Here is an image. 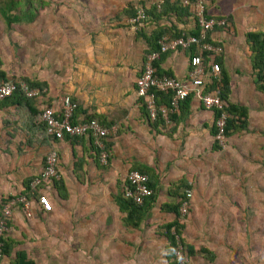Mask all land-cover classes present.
<instances>
[{
    "label": "rangeland",
    "instance_id": "374dc122",
    "mask_svg": "<svg viewBox=\"0 0 264 264\" xmlns=\"http://www.w3.org/2000/svg\"><path fill=\"white\" fill-rule=\"evenodd\" d=\"M7 1L0 0V7ZM186 1L189 5L183 4L184 0H177L176 4L186 7L189 14L180 10L177 16L172 10H164L162 0H19L8 9V15L21 16L28 12L32 19L25 20L21 16L19 21L6 24L0 14V68L8 73L5 72L7 80L24 81L26 78L41 82L38 80L41 75L55 78L57 70H64L61 59L66 51L86 53L78 48L82 46L78 41H89L90 46L85 51H90L94 59V53L103 52V40H106L110 42L111 52L126 48L118 59V66L137 74L144 49L141 45V51L137 50L136 43L140 44L134 40L137 30L189 25L195 18L192 6L196 0ZM258 1L264 5V0ZM209 3L210 0H202L205 13ZM137 9L144 10L145 18L138 26L131 25L129 14L136 13ZM163 37L171 38L170 35ZM247 58L250 55L245 60L248 64ZM246 74L248 79L242 83L245 86L238 81L242 76L232 74L231 91L229 89L226 97L230 103L238 104V89H242L248 110L245 129L224 136L223 144L217 143L218 148L212 143L214 137L208 135L197 152L182 151L195 172L190 182L159 183V174H154L159 198L134 227L123 221V213L115 205L113 197L120 193L123 180L109 175V163L100 165L91 143L88 148L93 152L90 155L94 163L86 162L83 155L74 157L68 174L73 175L75 187L70 186V192H65L63 198L69 218L65 223L59 221L58 227L62 231H79V235L53 237L54 244L35 256L37 263L171 264L173 251L166 254L169 246L163 225L175 219L181 225L180 235L175 236V247H180L188 264H264V94L253 90V76ZM6 117L5 123L21 122V125L14 122L10 128L15 133L20 127L24 131L28 125V122L23 123L24 116L18 111ZM5 123L3 130L7 127ZM32 123L36 130H42L36 120ZM111 134L103 140L109 162L113 156ZM82 139L72 141L78 144ZM155 159L164 164L165 170L172 161V157L164 155H156ZM165 160H169L166 166ZM128 169L140 170L135 165ZM145 174L150 178V174ZM186 191L190 196L185 212L181 213L182 194L185 196ZM166 197L169 202L164 203L179 201L175 214L160 208L161 200ZM47 226L50 227L49 222ZM98 231H102L101 235Z\"/></svg>",
    "mask_w": 264,
    "mask_h": 264
},
{
    "label": "crops",
    "instance_id": "0c3cea01",
    "mask_svg": "<svg viewBox=\"0 0 264 264\" xmlns=\"http://www.w3.org/2000/svg\"><path fill=\"white\" fill-rule=\"evenodd\" d=\"M206 14L225 18L228 22V28H216L213 32H208L207 37L220 42L222 66L227 71L229 86L231 78H233L232 74L244 76L243 80L242 77L238 79V81H242L241 85H244L242 83L248 79L246 72L251 76L253 74L250 64L245 61L249 56V50L243 40V35L248 31L264 32V5L258 0H210ZM193 21L192 18V22L185 25L186 28H192ZM103 41L105 42L103 43V52L98 50L100 52L94 53V59L90 56V51H85L90 46L88 40L77 42L82 44L77 47L86 52L85 54L72 53V51L62 54L61 66L64 70H57L55 78L46 74L41 75L38 80L46 83L45 93L41 98L31 101L33 107L38 110L40 106L58 103L62 95H69L77 102V107L73 112V121L96 116L99 121L104 122L102 124L115 125L116 131L110 137L113 156L110 162L107 158L108 160L104 164L105 166L109 163V175L114 179L121 178L123 180L126 173L131 170L128 168L135 165L140 170L141 168L146 169L144 171L150 174V178L147 177L153 190L158 186L154 174H159L157 177L159 183L160 181L168 183V181L184 180L186 182L191 180L192 175L195 174L193 165L182 151L190 150L192 152L195 150L197 152L198 148L204 146V142L201 141H206L211 137L209 130L213 123V112L203 109L196 98L190 96L187 108L182 110L177 108L175 111L176 114L179 111L181 118L164 124L162 127L151 124L150 119L146 114H143L145 109H141V100L136 97L134 92L133 81L136 72L130 69L126 70L123 66L121 68L117 63L126 48L122 47L118 51L111 52L110 42ZM136 44L137 50L141 51V44ZM71 47L74 49V44ZM194 50L196 49L167 52L159 61V69L177 78H183L187 71L188 55L192 54ZM139 57L141 60L140 55ZM247 59L249 61V58ZM51 75L53 76V74ZM253 78L251 83L254 90ZM229 89L231 91V87ZM238 91L239 102L247 106L246 100L243 99L245 96L242 89L239 88ZM15 111L24 116L23 123L28 122L24 131L20 127L18 129L20 131L17 133L10 130L15 120L5 123L7 114L11 112L15 114ZM28 114L30 118H28ZM0 117V203L4 201L5 197L21 192L24 181L39 173L48 149H54L59 154L58 177L62 180L68 193L71 189L70 186L75 187L76 183L72 178L73 175L69 176L68 174V169L71 170L72 159L83 155L86 162L94 163L90 155L93 152L88 148L90 146L88 137H75L83 138L78 144L72 141L73 138L57 141L46 137L42 125L37 120V114L35 116L30 114L25 104H5L4 100L0 103ZM33 120L41 125L42 130L35 129L32 125ZM3 122L7 126L4 130ZM16 124L21 125V122ZM156 155L172 157V161L168 165L166 162L169 160H165L167 170L164 169V164L156 162ZM52 186V183L48 184L40 191L47 194L52 206L51 211L44 212L39 208L36 202L37 195L32 199L33 215L30 218H26L19 207L11 210L8 231L4 236L11 241V244L7 253L1 256L0 264H13L18 252L24 254L25 260L39 264L35 256L41 251L47 250V246L54 244L53 237L57 239L79 235V231H62L58 227L59 221L62 223L68 221L69 212L67 213L65 209L66 199L60 198ZM153 192L156 195L154 201L156 202L159 192L156 189ZM165 194L169 195L167 192ZM68 196L70 195L68 194ZM164 202H169V197L162 199L160 203ZM48 222L50 227L47 226ZM55 228L60 231H52ZM101 232L98 231L99 235ZM106 232L103 231L104 234Z\"/></svg>",
    "mask_w": 264,
    "mask_h": 264
},
{
    "label": "built area",
    "instance_id": "2783aa9c",
    "mask_svg": "<svg viewBox=\"0 0 264 264\" xmlns=\"http://www.w3.org/2000/svg\"><path fill=\"white\" fill-rule=\"evenodd\" d=\"M183 4L188 5L184 0ZM194 19L198 26L197 35H180L173 38L163 37L158 41L157 51L146 54L139 75L134 79V92L137 98L141 99L148 119L153 120L157 114L160 115L165 124L169 123L168 115L176 111L182 101L188 96L197 98L199 104L205 109L221 110L223 101L221 99L220 88L218 87L219 65L215 58L222 52V47L216 40L207 41L208 32H213L216 28H228L229 24L225 18L204 15L202 0H196L193 5ZM145 18L143 9H137L135 16L130 17L128 22L136 25ZM194 47L195 52L188 55L187 71L183 78H177L173 75L161 74L153 75L152 62L159 58L161 53L184 50ZM205 53L206 64L203 62L202 54ZM204 64L207 66L205 68ZM215 78L218 86L206 91L207 83ZM14 91H18L28 99H37L42 97L45 89L30 87L24 81H11L0 79V101L11 96ZM155 92L168 93V105H156ZM77 107V102L69 95H62L58 103L40 106L37 113V120L42 125L43 133L46 137L53 140H62L64 138L88 137L92 147L97 152V158L100 164L107 162V151L103 140L113 133L115 125L102 124L95 118H85L80 121H73V112ZM230 117L224 111H220L217 118L213 121L216 132L214 139L222 145L224 135V125L226 118ZM59 156L56 150L50 149L44 156L41 170L28 183V189L25 193H18L5 197L0 203V258L3 246L2 237L7 230L6 222L9 221L11 210L19 207L26 218L33 215L32 199L37 195L36 202L39 208L44 212L52 209L47 194L40 192L51 184L53 179L58 177ZM122 196L129 198L135 204L140 205L152 193L148 186V177L145 173L138 170H129L124 179L121 188ZM190 193L186 191V199L181 201L180 212L186 210V200ZM176 264H188L187 259L177 246L173 251Z\"/></svg>",
    "mask_w": 264,
    "mask_h": 264
},
{
    "label": "trees",
    "instance_id": "16d2710c",
    "mask_svg": "<svg viewBox=\"0 0 264 264\" xmlns=\"http://www.w3.org/2000/svg\"><path fill=\"white\" fill-rule=\"evenodd\" d=\"M177 0H162L163 5H165L164 10H172L173 14L175 15H179L180 10L184 11V14H189L187 13V8L184 7H179V5H177L176 2ZM194 0H189V2H192ZM19 0H8L6 3H4L1 7H0V14L3 18V20L5 21L6 24H10L11 22H15V21H19L20 18L19 17H23V19L25 20H31L32 16L29 15L28 12H24L22 13L21 16H17V15H8L9 12V8L12 7L15 4H18ZM189 5V4H188ZM144 11V10H143ZM153 9L150 10L149 12L152 14L153 13ZM131 17L135 16V11L130 12L129 14ZM204 15H206L208 17V15L204 12ZM142 22V21H141ZM185 24V23H182ZM138 26V24H137ZM197 35L198 34V26L197 23L194 19L193 21V27L192 28H186L185 25L182 26H178V27H169V26H159L156 27L154 29H150L148 31H144L143 28H139L137 30V32L134 35V40L135 41H139L141 45H144V49H142V60L144 61L146 54L153 52V51H157L159 48V44L158 41L160 39L163 38L164 35H170V37L172 38L180 36V35ZM207 41H210L209 37L206 38ZM217 44H220V42L218 40H216ZM244 41L248 46V50H249V64H250V68H251V72L253 74L254 77V88L263 93L264 94V32L260 33L257 31H248L244 34ZM194 47H190L188 48V50H193ZM195 52V50L193 51ZM167 52L165 53H161L159 55V58L154 60L152 62V66H153V75L158 76L161 74H165V75H171L170 73H167L165 71H161L158 67L159 61L162 59V57L165 56ZM221 55L222 52L219 54L218 58H215V60L217 61L218 65H219V77H220V81L217 83L215 82V78H211L210 83H207V86L205 87L206 91L212 90L214 89L216 86H218L220 88V94H221V99L223 101V106L221 110H215V112L213 113V121L217 118V116L219 115L220 111H224L227 114H229L230 117L226 118L225 120V125H224V135L228 136L230 133L235 132V131H239V130H243L246 127V122H247V106L238 103H230L229 101H227V94L229 92V77L227 74V71L225 68H223L222 66V61H221ZM205 53L202 54V58H203V62L206 64V57H205ZM142 61V62H143ZM204 64L205 68H207V66ZM139 75V73L136 74V77ZM0 79L3 80H7L6 76H5V71L0 69ZM24 82L27 83L30 87H38L39 89H43L46 85L45 82H38V81H32L29 79H24ZM134 84V81H133ZM45 93V92H43ZM42 93V95H43ZM190 96H188L184 101H182L179 105V109L178 110H182L187 108V102ZM5 100V104H25L28 111L34 115L35 113L37 114L39 109L36 110L35 107H33L31 101H33V99H28L26 97H24L22 94H20L18 91H14L12 93L11 96L1 100L2 102ZM141 100V99H140ZM0 101V103H2ZM155 103L156 105H164L167 106L168 105V93H160V92H155ZM183 107V108H182ZM144 108V105L141 101V109ZM178 113L176 114L175 111L172 113H169L168 118H169V122H174L175 120H177L179 117L181 118V115L179 113V111H177ZM143 114H146V112L143 110ZM147 116V115H146ZM89 118V117H87ZM86 118V119H87ZM91 118H95L99 121V118L96 116H92ZM148 118V117H147ZM151 124H154L155 126L160 125L163 126L165 123L163 121V119H161L160 115L157 114L156 117L153 120H150ZM101 122V121H100ZM104 123V122H101ZM108 125V124H105ZM216 132V127L214 125V123H212V126L210 127L209 133L211 134V136L214 137ZM217 146V141L214 139V141L212 142ZM106 145V144H104ZM111 145V143H110ZM94 149V148H93ZM106 149V146H105ZM95 151V155L97 156V152ZM107 154H108V150L106 149ZM108 158V155H107ZM44 160V158H43ZM108 160V159H107ZM102 165V164H100ZM146 169L141 168V170H138L139 172L145 173ZM59 176V175H58ZM34 177V176H33ZM32 177V178H33ZM31 180V178L27 179L24 181L23 183V190L19 193H25L28 189V183ZM53 189H55L57 195L60 198H64L65 192L64 190H62V188H64V185L62 183V180L57 177L56 179H53ZM148 186L153 189L152 185L150 184V182H148ZM18 194V193H17ZM16 195V194H14ZM155 193L152 192L151 195L149 197H147L140 205L135 204L134 202H132L129 198H125L122 196V193L120 191V193L116 194L113 198H114V202L117 206V209L119 212L123 213V221L127 224H129L130 226H136L138 221L141 220V218L144 216V214L147 213V211L152 207V204L155 201ZM181 197V196H180ZM182 197L184 198V200L186 199V197L182 194ZM3 202V201H2ZM179 205V201H177L174 204H170V203H163L161 204V209H166L169 212L172 213H176L177 211V206ZM8 223L9 221L6 222V227L8 228ZM164 228V235L167 239L168 242V252H166V254L169 255V251H174V247L176 246V241H175V236L177 237L178 235H180V228L181 225L180 223H178L177 220L173 219L169 222L164 223L163 225ZM6 232V231H5ZM5 232H4V236H5ZM180 239V238H179ZM181 240V239H180ZM2 242H3V246L1 249V256L3 254H6L9 248V245L11 244V241L8 240L7 238L2 237ZM13 264H34L33 261L31 260H25L24 258V254L21 252H18L15 256V259L13 261ZM171 264H176V261H172Z\"/></svg>",
    "mask_w": 264,
    "mask_h": 264
},
{
    "label": "clouds",
    "instance_id": "9594fccd",
    "mask_svg": "<svg viewBox=\"0 0 264 264\" xmlns=\"http://www.w3.org/2000/svg\"><path fill=\"white\" fill-rule=\"evenodd\" d=\"M131 170H134V169H131ZM149 182V181H148ZM152 192H153V190H152ZM52 210V209H51ZM7 231V230H6Z\"/></svg>",
    "mask_w": 264,
    "mask_h": 264
}]
</instances>
